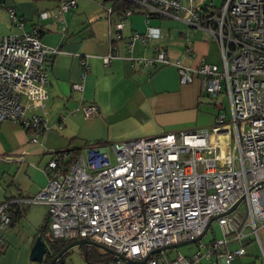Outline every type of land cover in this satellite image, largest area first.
<instances>
[{"label":"built area","instance_id":"built-area-1","mask_svg":"<svg viewBox=\"0 0 264 264\" xmlns=\"http://www.w3.org/2000/svg\"><path fill=\"white\" fill-rule=\"evenodd\" d=\"M131 1L144 10L146 19L177 11L184 13L181 19L188 25L208 24L222 68L206 62L192 68L176 63L177 71L181 83H190L195 74L209 94L225 91L230 121L221 114L209 132L181 130L51 150L44 167L47 182L37 194L0 200V245L6 244L4 233L11 223L9 205L43 203L53 239L100 244L119 255L112 264H199L213 254L221 264H231L246 254L251 236L264 261V0H222L220 6L212 0H188V6L180 0ZM75 6L76 0H61L53 15ZM7 12L18 32L0 38V124L12 121L43 132L48 82L44 64L56 50L42 42L38 27L24 30L25 20L13 7ZM159 35L158 28L147 25L143 34L131 36L129 47L136 39ZM111 57L105 56L104 63ZM138 60L145 66L170 62L162 49L154 58ZM72 87L80 90L82 84ZM81 111L89 116L98 110L86 104ZM213 133L223 140L211 144ZM213 216L223 237L202 251ZM187 240L199 246L190 257L176 254L169 259L167 249L152 253ZM234 242L239 246L230 250Z\"/></svg>","mask_w":264,"mask_h":264},{"label":"crops","instance_id":"crops-1","mask_svg":"<svg viewBox=\"0 0 264 264\" xmlns=\"http://www.w3.org/2000/svg\"><path fill=\"white\" fill-rule=\"evenodd\" d=\"M60 1L0 0V38L18 32L7 12L13 7L25 20L24 30L40 28L42 42L56 50L44 64L47 128L39 132L12 121L0 124V200L37 194L47 182L44 167L51 150L181 130L207 132L218 117V111L213 114L218 107L214 98L221 92L209 94L195 74L190 83H181L176 65L192 68L206 62L222 68L220 49L207 23L188 25L181 19L184 13L177 11L146 19L135 3L125 15L113 8L115 0H76L74 8L54 16ZM180 1L189 5L188 0ZM41 13L47 16L41 18ZM147 25L158 28L160 35L136 39L129 47L131 36L143 34ZM161 49L168 64L145 66L138 60L154 58ZM108 54L112 57L105 64ZM75 83L82 88L74 89ZM86 104L98 111L84 115L81 107ZM35 111L42 113L41 108ZM9 208L15 220L4 233L7 242L0 264H29L36 238L44 241L40 230L47 221V206L18 203Z\"/></svg>","mask_w":264,"mask_h":264},{"label":"rangeland","instance_id":"rangeland-1","mask_svg":"<svg viewBox=\"0 0 264 264\" xmlns=\"http://www.w3.org/2000/svg\"><path fill=\"white\" fill-rule=\"evenodd\" d=\"M216 6H220L222 3V0H212ZM214 38V37H213ZM219 56V54H218ZM220 64L222 66V58L219 56ZM214 100L217 102L218 107L213 108V114L216 115H224L225 118L230 121V103L228 96L225 91H222L218 94ZM208 130V129H207ZM210 131V130H208ZM233 145L235 142L234 137L232 138ZM239 208L245 212L246 206L245 203H241ZM222 232L220 229V226L218 225L217 220L212 221V223L209 226L208 232L203 237V248L201 247L202 251H204L207 247V245L217 239L222 238ZM251 243L248 245H245L246 254L242 256H236L232 261L231 264H264V261L262 259V253L261 250L256 242V240H253L252 236ZM5 242H7L5 240ZM239 246L238 243H230L229 249L233 250ZM199 246L197 242H189L185 243L183 245H180L175 248L167 249L166 255L169 257V259H172L176 254H182L185 256H191L193 252L198 250ZM224 250V249H223ZM222 249H219V252L223 251ZM216 254H213L211 258H204L201 260L200 264H221L220 260L217 259ZM115 256L95 245L92 244H79L76 246H73L70 248L67 253L65 254L64 258L61 261V264H111L114 260Z\"/></svg>","mask_w":264,"mask_h":264},{"label":"water","instance_id":"water-1","mask_svg":"<svg viewBox=\"0 0 264 264\" xmlns=\"http://www.w3.org/2000/svg\"><path fill=\"white\" fill-rule=\"evenodd\" d=\"M236 205H237V203L230 210H228L227 213L231 212L235 208ZM216 219H217V216H213L209 220V225L212 223V221H214ZM203 234H204V232H203ZM203 234H201L199 237H201ZM193 241L194 240H187V241H184V242L167 245V246H164L162 248H157V249L153 250L152 253L159 252L160 250L175 248V247H178V246L183 245L185 243H189V242H193ZM79 244H92V245H95V246H97V247H99V248H101V249L113 254L114 256H119L115 252H113L112 250H110V249H108V248H106V247H104V246H102L100 244H97V243L92 242V241H88L86 239H78V240H74V241L68 243L65 247H63L52 258V260L48 264H53V262L57 258H59L65 251H67L70 248H72L73 246H76V245H79ZM48 253H49V250L47 249L46 243L40 237H37L35 242L33 243V246L31 247L30 254H29V261L41 264L44 254H48ZM59 264H61V261H60Z\"/></svg>","mask_w":264,"mask_h":264},{"label":"trees","instance_id":"trees-1","mask_svg":"<svg viewBox=\"0 0 264 264\" xmlns=\"http://www.w3.org/2000/svg\"><path fill=\"white\" fill-rule=\"evenodd\" d=\"M133 3L134 2L131 0H115V5L113 6V8L115 10H123L124 12H126L129 8H131L133 6ZM39 30H40V28H39ZM40 32H41V30H40ZM72 150H76V149H72ZM12 205H15V204H12ZM12 205H9V206H12ZM9 206H8V208H9ZM8 211H10V208ZM9 215L11 218L10 225H12L15 218H14L13 214L10 213ZM40 231L43 235V239H44L45 243L50 245L52 248L59 249L60 247H62L65 244L70 242L68 240L53 239L48 232L47 223L41 228ZM5 246H6V244L0 245V252H3ZM29 264H37V263L36 262H30Z\"/></svg>","mask_w":264,"mask_h":264},{"label":"flooded vegetation","instance_id":"flooded-vegetation-1","mask_svg":"<svg viewBox=\"0 0 264 264\" xmlns=\"http://www.w3.org/2000/svg\"><path fill=\"white\" fill-rule=\"evenodd\" d=\"M72 242V241H70ZM69 242V243H70ZM68 244V243H67ZM67 244H65L64 246L60 247L59 249H55V248H52L50 245L46 244L47 246V249L49 250V253L48 254H44L43 258H42V263L41 264H48L52 258L63 248L65 247ZM68 251V250H67ZM67 251H65L59 258H57L53 264H59L60 261H62V259L64 258L65 254L67 253ZM39 264V263H37ZM112 264V263H111Z\"/></svg>","mask_w":264,"mask_h":264},{"label":"bare ground","instance_id":"bare-ground-1","mask_svg":"<svg viewBox=\"0 0 264 264\" xmlns=\"http://www.w3.org/2000/svg\"><path fill=\"white\" fill-rule=\"evenodd\" d=\"M216 139H221V140H223V137H222L221 135H219L218 133H213V134H211V136H210L211 144H214L215 141H216ZM225 150H226V148H224V146H223V147H222V154L225 153Z\"/></svg>","mask_w":264,"mask_h":264}]
</instances>
